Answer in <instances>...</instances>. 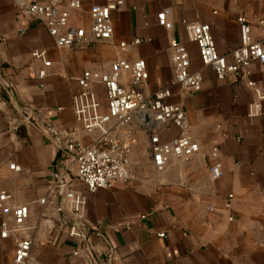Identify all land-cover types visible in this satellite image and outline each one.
Returning <instances> with one entry per match:
<instances>
[{"label": "crops", "instance_id": "1", "mask_svg": "<svg viewBox=\"0 0 264 264\" xmlns=\"http://www.w3.org/2000/svg\"><path fill=\"white\" fill-rule=\"evenodd\" d=\"M18 1L0 0V189L10 194L9 201L27 203L29 217L24 233L0 237V264H12L16 241L24 235L32 237L31 256L39 264H264V98L257 94L264 87V63L254 61L248 68L256 88L245 77L217 78L201 62L183 23H209L218 53L230 61V50L240 40L239 15L250 23L252 38L264 40V25L258 23L264 20V0H123L111 13L109 40L73 48L56 46ZM79 1L68 25L88 28L89 7L105 0ZM160 11L167 12L170 28L159 25ZM134 38L141 42L119 48L120 41ZM174 40L184 44L189 70L202 75L199 91L173 81L169 45ZM35 49L45 51L44 60L32 56ZM116 58L145 60L148 89L166 86L168 101L182 103L200 151L186 160L171 157L159 172L147 136L119 128L121 139H134L129 178L90 191L58 147L69 139L87 144L97 136L82 131L72 96L79 92L83 70L105 71ZM92 87L105 111L103 86ZM252 104H260L259 114H250ZM158 132L169 140L177 128ZM212 146L218 148L222 169L216 179L209 173L215 161L209 156ZM51 173L84 197L82 218L69 209L62 188L49 186ZM41 198H46L44 204L38 202ZM4 218L12 223L0 213V222ZM74 225L87 227L85 239L69 234Z\"/></svg>", "mask_w": 264, "mask_h": 264}, {"label": "built area", "instance_id": "2", "mask_svg": "<svg viewBox=\"0 0 264 264\" xmlns=\"http://www.w3.org/2000/svg\"><path fill=\"white\" fill-rule=\"evenodd\" d=\"M17 5L25 10L28 19L39 21L46 28L56 46L73 48L109 40L113 34L111 13L123 6V0H105L103 4L91 5L88 11V28L68 25L70 10L80 8L79 0H19ZM21 16V12L16 14L17 18ZM157 20L159 25L171 27L166 11H160ZM237 21L240 40L239 44L230 50V61L218 53L209 23L187 20H183V23L189 39L197 46L201 62L211 66L217 78H223L227 74L245 77L247 85L256 88V83L248 79V68L254 61L264 63V40L252 38L251 25L244 15H239ZM258 23L264 25V20L260 19ZM26 24L25 21L24 25ZM23 30L24 27L21 28V31ZM140 42V38H134L130 43L120 41L118 46L126 50L130 44ZM31 54L44 60V50L35 49ZM169 54L174 83L190 92L199 91L202 87V75L199 71L189 70L190 59L184 44L172 41ZM43 75L44 70H40L38 76L41 78ZM77 81L80 89L72 96L74 117L84 133L95 131L97 136L87 144L69 139L60 144L58 150L63 158L75 163L77 178L88 190L107 188L116 181L128 180L130 144L134 139H121L116 132L119 128L128 131L135 129L147 136V148L152 163L159 172L171 157L186 160L200 151L197 138L188 131L186 111L182 103L168 101L171 93L166 86L154 91L148 89V70L144 59L116 58L105 71L83 70ZM94 83L101 84L104 88L105 111L100 109L97 92L92 87ZM257 94L263 99L264 87L257 89ZM260 110V104L250 105V114L257 115ZM168 126H175L177 132L171 139L162 140L158 131ZM209 156L215 160L209 166V173L211 178L216 179L222 175L221 164L216 161V146L211 147ZM9 167L14 171L21 170L15 164H10ZM48 183L51 188L64 190V200L69 209L78 219L82 218L84 197L70 191L67 188L69 183L66 185L64 181L57 180L54 173H51ZM231 197L232 194H228V198ZM10 199V194L0 189V213L4 217H11L12 220L11 224L5 218L0 222V237L3 239L10 234L24 233L28 229V204L12 202ZM45 201L46 198H41L38 202L44 204ZM56 210L61 212L62 207L58 205ZM86 228L84 225L71 226L69 234L85 239ZM32 244L31 236L18 238L12 264H39L31 256ZM77 253L78 251L74 252Z\"/></svg>", "mask_w": 264, "mask_h": 264}]
</instances>
